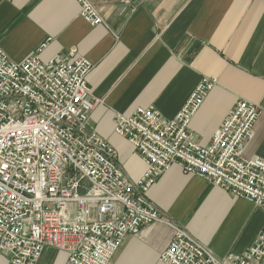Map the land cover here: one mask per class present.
Here are the masks:
<instances>
[{
	"label": "built area",
	"instance_id": "1",
	"mask_svg": "<svg viewBox=\"0 0 264 264\" xmlns=\"http://www.w3.org/2000/svg\"><path fill=\"white\" fill-rule=\"evenodd\" d=\"M94 27L103 20L88 0H75ZM31 55L12 61L0 48V255L8 264H37L47 248L67 255L64 264H110L128 236L151 224L173 230L161 264H264V231L240 255L217 257L185 230L163 221L147 199L172 165L233 197L264 209V160L245 158L259 111L238 102L207 146L192 139V117L217 84L200 80L173 119L153 106L114 115V134L145 165L130 180L117 151L88 128L100 103L86 77L85 58Z\"/></svg>",
	"mask_w": 264,
	"mask_h": 264
},
{
	"label": "crops",
	"instance_id": "2",
	"mask_svg": "<svg viewBox=\"0 0 264 264\" xmlns=\"http://www.w3.org/2000/svg\"><path fill=\"white\" fill-rule=\"evenodd\" d=\"M103 20L90 26L75 0H0V48L12 61L34 55L83 57L86 77L100 101L88 128L118 153L130 180L145 165L113 132L114 115L153 106L173 119L204 77L217 84L192 117V139L207 146L241 101L258 107L244 157L264 160V0H88ZM147 199L163 221L181 227L217 257L240 255L264 231V209L236 198L178 165L163 173ZM160 223L128 236L110 264H161L173 238ZM67 255L47 248L37 264H64ZM0 264H8L0 255Z\"/></svg>",
	"mask_w": 264,
	"mask_h": 264
}]
</instances>
